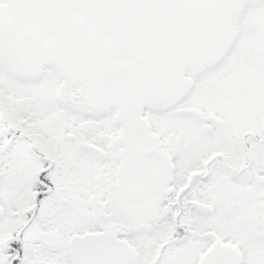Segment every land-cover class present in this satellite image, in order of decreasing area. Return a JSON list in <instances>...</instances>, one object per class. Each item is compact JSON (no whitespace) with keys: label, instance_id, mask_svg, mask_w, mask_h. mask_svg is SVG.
Listing matches in <instances>:
<instances>
[{"label":"snow or ice","instance_id":"snow-or-ice-1","mask_svg":"<svg viewBox=\"0 0 264 264\" xmlns=\"http://www.w3.org/2000/svg\"><path fill=\"white\" fill-rule=\"evenodd\" d=\"M0 264H264V0H0Z\"/></svg>","mask_w":264,"mask_h":264}]
</instances>
